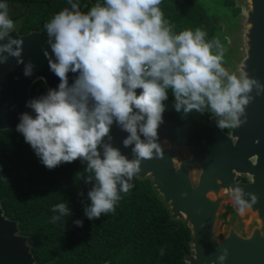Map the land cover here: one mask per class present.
Returning <instances> with one entry per match:
<instances>
[{"label": "clouds", "instance_id": "clouds-1", "mask_svg": "<svg viewBox=\"0 0 264 264\" xmlns=\"http://www.w3.org/2000/svg\"><path fill=\"white\" fill-rule=\"evenodd\" d=\"M161 3L95 0L85 12L80 0H67L70 7L44 24L51 48L44 56L59 83L26 102L31 112L19 114L15 130L48 169L77 159L87 162L84 182L92 186L84 214L89 220L114 213L121 194L134 188L141 160L162 155L157 130L169 93L175 110L207 111L219 117L217 127L234 129L246 120L253 86L256 95L264 92V85L243 70L237 74L224 66L226 49L218 38L206 39L199 27L175 32ZM13 31L17 24L7 0H0V64L9 56L23 63L22 40L11 36ZM32 71L30 62L24 64V76ZM69 74H74L71 83ZM114 122L128 133L122 143L132 145L133 159L104 142L111 140ZM244 195L239 187L229 191L240 215L251 206ZM248 195L255 203V195ZM50 210V223L71 215L67 201ZM226 255L224 249L219 264Z\"/></svg>", "mask_w": 264, "mask_h": 264}, {"label": "water", "instance_id": "water-1", "mask_svg": "<svg viewBox=\"0 0 264 264\" xmlns=\"http://www.w3.org/2000/svg\"><path fill=\"white\" fill-rule=\"evenodd\" d=\"M244 2L241 21L233 22L237 47L230 49L229 56L225 55L223 64L230 72L239 74L243 70L248 77L264 85V0ZM28 13L29 10L16 21L17 31L10 33L22 40L23 63L17 64L16 58L9 56L0 64V131L15 129L19 114L29 112L25 105L31 99L30 91L36 82L41 81L46 90L56 88L59 83L44 56L45 50L51 55L47 35L42 30L20 33ZM29 62L33 65L32 74L24 76V64ZM72 75L69 74V83ZM250 95L253 99L245 106L246 120L232 131H256L264 170V92L256 95L253 86ZM163 103V122L157 130L162 155L142 159L141 171L134 179L149 181L170 219L184 223L190 230V254L184 256V264H219L217 257L223 251V246H216L220 240L215 235L219 210L228 191L236 187L244 190L243 185L236 182L242 169L241 156L231 147L227 134L217 127L219 117L207 116L195 109L187 113L183 109L177 111L174 101ZM109 135L111 140L105 137V143L118 148L128 159L134 158L132 145L125 147L122 143L128 135L126 131L114 122ZM252 140L248 145L255 152ZM77 161L87 163L82 159ZM195 167L198 173L193 177ZM32 249L30 236L21 234L19 222L6 216L0 201V264H41ZM243 254L238 256V264H243L239 261L243 260ZM224 264H227L225 260Z\"/></svg>", "mask_w": 264, "mask_h": 264}, {"label": "trees", "instance_id": "trees-1", "mask_svg": "<svg viewBox=\"0 0 264 264\" xmlns=\"http://www.w3.org/2000/svg\"><path fill=\"white\" fill-rule=\"evenodd\" d=\"M7 2L28 7L29 13L20 33L33 29L44 31V24L50 20L47 14H43L32 24L34 7L61 5L56 0ZM93 3L95 0H90L81 10L86 12ZM171 14L176 18L175 21L184 23L191 29L199 27L205 30L206 39L215 38V23L205 19L194 0H173ZM17 18L18 16L13 19ZM44 93L46 91L43 86L37 85L30 91L31 99ZM28 111L31 112L30 109ZM8 135H19L24 141L23 136L15 129L0 131V138ZM25 144L31 149L26 142ZM32 153L43 184L61 191L57 199L31 209L16 220L21 234L30 236L32 252L38 263L76 264L78 259H82L85 264H184V256L190 254V230L184 223L170 219L167 209L152 191L149 181L134 179V188L127 194H121L122 199L114 213H102L100 217L89 220L84 214V207L90 204L87 192L92 186V183L84 182V177L88 175L85 172L87 163L75 160L48 169L40 163L33 150ZM63 201H67L71 215L62 217L57 223H50L53 214L51 207ZM77 215L82 225L72 224L63 233L64 240L59 241L60 224ZM161 249L164 250L163 256L160 255Z\"/></svg>", "mask_w": 264, "mask_h": 264}, {"label": "rangeland", "instance_id": "rangeland-1", "mask_svg": "<svg viewBox=\"0 0 264 264\" xmlns=\"http://www.w3.org/2000/svg\"><path fill=\"white\" fill-rule=\"evenodd\" d=\"M61 5L55 6L48 4L43 7H34L35 16L32 24L47 14L49 19L65 7H70L67 0H56ZM200 7L205 19L214 22L216 26L215 38H218L224 48L225 55H230V49L234 50L236 45V29L233 22H240L244 0H194ZM230 1H233L232 3ZM90 0H80L81 9H83ZM9 6L10 18L15 22L23 17L27 11L26 6L20 4L14 5L7 2ZM164 16L174 25V31L179 32L184 29H191L186 24L175 21L176 18L171 14L173 9V0H162L160 5ZM243 14V13H242ZM22 27V26H21ZM228 44V45H227ZM215 50V49H214ZM81 163V162H80ZM195 176V171L192 173ZM194 180V178H193ZM61 191L46 187L40 180L38 174V165L33 156L32 150L25 144L19 135H8L0 138V201L6 211V216L10 219L18 220V216H23L31 209L44 205L60 197ZM231 197L226 200H230ZM69 207V206H68ZM22 213L21 215H18ZM77 216L69 217L64 223H61L58 232V240L63 241L64 235ZM218 220L215 235L221 232ZM54 264V263H50ZM76 264H85L82 259H78ZM104 264H108L105 262Z\"/></svg>", "mask_w": 264, "mask_h": 264}, {"label": "flooded vegetation", "instance_id": "flooded-vegetation-1", "mask_svg": "<svg viewBox=\"0 0 264 264\" xmlns=\"http://www.w3.org/2000/svg\"><path fill=\"white\" fill-rule=\"evenodd\" d=\"M37 85H42L44 90L47 91L41 81L36 82L33 87L35 88ZM167 100L174 101L171 93H169ZM202 113L212 116L207 111ZM222 130L230 138L231 147L237 149L238 154L241 156L242 169L236 176V182L243 185V192L245 193L243 199L249 202L251 206L243 215H240L232 199L223 201L218 217L222 220L220 223L221 232L216 235L217 239L220 240L217 241L216 246H223V250L227 249L225 259L227 264H238V256L241 253L245 255L243 260L239 259L243 264H264V200L262 199L264 197V170L259 136L255 133L256 131L241 133L238 131L233 132L232 129ZM250 140L255 145V152L248 145ZM258 148L260 154H258ZM259 157L260 160H258ZM193 171L198 173V168L195 167ZM249 193L255 195V203H251ZM228 197L230 198L229 191Z\"/></svg>", "mask_w": 264, "mask_h": 264}]
</instances>
